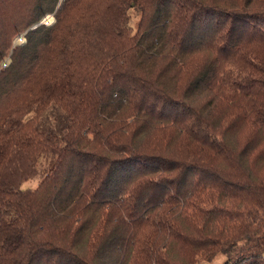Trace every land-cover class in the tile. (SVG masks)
<instances>
[{
  "label": "trees",
  "instance_id": "16d2710c",
  "mask_svg": "<svg viewBox=\"0 0 264 264\" xmlns=\"http://www.w3.org/2000/svg\"><path fill=\"white\" fill-rule=\"evenodd\" d=\"M220 254L264 264V0H0V264Z\"/></svg>",
  "mask_w": 264,
  "mask_h": 264
},
{
  "label": "rangeland",
  "instance_id": "374dc122",
  "mask_svg": "<svg viewBox=\"0 0 264 264\" xmlns=\"http://www.w3.org/2000/svg\"><path fill=\"white\" fill-rule=\"evenodd\" d=\"M61 5V4H60ZM139 17H140V12L137 8H133L131 10V24L133 25L134 28L137 27V24L139 22ZM54 17H53V13H50L48 15H46L44 17V19L41 21V22H44L45 24L47 23H50L53 21ZM40 22V23H41ZM36 26V25H35ZM34 27V26H33ZM24 34H20L18 35L17 37H15L14 39V45H17V44H20V43H24L25 41V38H24ZM7 60H10V53H8L6 55V57L4 58L3 60V63H2V67L4 62L7 61ZM47 161L48 159L47 158H42L40 161H39V168L40 169H44L46 164H47ZM39 184V179L38 178H33V179H30L28 181H26L24 184H23V187L24 188H35L37 187ZM225 260V255L223 254H220L218 255L214 261L211 263V264H223ZM198 264H209L207 261H204L203 259H201V261L198 262Z\"/></svg>",
  "mask_w": 264,
  "mask_h": 264
},
{
  "label": "built area",
  "instance_id": "2783aa9c",
  "mask_svg": "<svg viewBox=\"0 0 264 264\" xmlns=\"http://www.w3.org/2000/svg\"><path fill=\"white\" fill-rule=\"evenodd\" d=\"M53 17H54V14H53ZM53 21H54V19H53ZM53 21H52V22H53ZM52 22H51V23H52ZM46 24H47V23H46ZM49 24H50V23H48L47 25H49ZM34 27H35V26H34ZM24 38H25V37H24ZM7 61H9V60H7ZM7 61L4 62V64H3L4 67L7 66V64H8Z\"/></svg>",
  "mask_w": 264,
  "mask_h": 264
}]
</instances>
